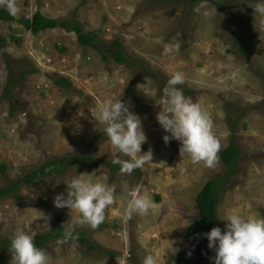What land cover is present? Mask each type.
<instances>
[{
  "label": "rangeland",
  "instance_id": "obj_1",
  "mask_svg": "<svg viewBox=\"0 0 264 264\" xmlns=\"http://www.w3.org/2000/svg\"><path fill=\"white\" fill-rule=\"evenodd\" d=\"M214 1L222 10L211 2L194 7L187 0L164 4L158 0H15L17 16L29 19L37 12L57 20L76 16L86 32L98 34L103 42L120 38L125 50L146 62L156 78L140 73L131 92L135 71L114 60L103 61L99 51L82 46L74 32L58 28L33 35L20 24L0 22L14 71L20 74L33 67L38 71L26 73L7 98L9 71L0 53V189L61 157L88 153L100 162L128 159L115 150L104 126L95 121L98 105L108 98L121 99L141 119L147 137L141 154L151 150L152 158L138 169L141 179L87 163L63 176L24 186L18 195L0 198V237L11 239L21 229L36 239L57 224L74 221L79 214L55 208L53 199L66 195L63 181L90 174L80 178L116 184L115 203L106 209L103 222L95 229L76 226V233H86L103 252L54 241L45 249L50 264H143L149 253L156 264H176V256L187 247V228L200 220L197 196L207 182L224 173L220 153L232 132L243 152L242 170L223 192L219 219L232 212L264 216V30L257 27L256 0ZM2 8L6 9L0 3ZM237 41L246 47L250 62L235 47ZM176 72L184 76L178 86L193 91L189 97L213 121L212 131L220 142L213 167L181 156L179 141L165 144L163 140L169 134L156 120L157 81H168ZM50 76L70 79L74 88H59ZM132 191L148 194L155 209L147 216L126 218L123 213ZM41 213L50 217L48 223ZM225 223L219 220L217 227L223 231ZM10 262L0 251V264Z\"/></svg>",
  "mask_w": 264,
  "mask_h": 264
},
{
  "label": "clouds",
  "instance_id": "obj_2",
  "mask_svg": "<svg viewBox=\"0 0 264 264\" xmlns=\"http://www.w3.org/2000/svg\"><path fill=\"white\" fill-rule=\"evenodd\" d=\"M10 15L18 11L15 0H0ZM255 13L260 18L257 27L264 30V0H256ZM184 76L180 72L173 74L160 93L157 105L160 111L156 120L165 135L163 140L180 142L181 156L188 157L193 163H203L213 167L218 159L220 142L213 134V121L206 109L198 102L186 97L181 88ZM95 121L104 126L110 144L118 153L128 159H113L114 165L120 166L121 173L131 174L142 168L151 150L141 154L142 145L147 137L143 131L141 119L133 114L129 107L119 100L105 99L98 105ZM90 174H81L63 181L66 195L59 194L53 199L57 209L68 208L79 215L74 221L62 225L63 235L60 243L74 242L77 225H86L95 229L105 219V211L115 203L116 184H104L92 179H82ZM156 205L151 197L137 191L130 193V199L123 215L131 219L134 215L147 216ZM48 223L50 217L41 213ZM220 221L226 222L224 230L213 227L204 234L208 248L214 250L213 264H264V216L245 217L237 212L226 214ZM10 264H50L46 250L38 248L31 234L17 229L10 240ZM143 264H156V257L149 253Z\"/></svg>",
  "mask_w": 264,
  "mask_h": 264
},
{
  "label": "trees",
  "instance_id": "obj_3",
  "mask_svg": "<svg viewBox=\"0 0 264 264\" xmlns=\"http://www.w3.org/2000/svg\"><path fill=\"white\" fill-rule=\"evenodd\" d=\"M160 4L164 2H172L175 0H158ZM194 7L200 2H211L222 10V6L214 0H187ZM0 22H13L20 24L28 32L33 35L46 30L64 29L68 32H74L77 35L79 43L84 47L94 48L99 51L103 61L109 62L114 60L119 65L130 67L135 71V80L131 88V92L135 90L138 80L141 78V74L145 76L156 78L155 75L149 71L146 66L147 63L130 55L124 48L123 42L120 38L115 39L113 42L107 44L99 39L98 34L93 32H86L83 25L76 19V16L70 20H57L44 16L41 12H37L32 18L26 19L17 15H10L9 12L2 8L0 9ZM7 41L0 35V53L5 59L7 69L9 71V80L6 87V97L16 88L21 85L25 80L26 73H37L36 68H30L24 70L20 74L14 71L12 66V60L6 51ZM16 43L20 44V40L17 39ZM235 47L238 48L239 52L250 62L249 54L246 47L240 42H235ZM59 50H64L60 48ZM141 73V74H140ZM54 84L64 90H72L74 85L70 79L64 77H51ZM158 80L159 92L166 85L167 80ZM182 89L184 95L189 97L194 94L191 90H184L182 86H177ZM136 99V98H135ZM138 101V99H136ZM230 141L228 146L220 153V159L224 165V173L222 176L207 182L199 193L196 199V203L200 212V220L191 224L185 232V240L187 247L183 249L176 256V264H213L212 262V251L208 248V240L204 237V234L209 232L213 227H217L219 221V207L222 200L224 190L232 183L233 178L241 173V158L243 155L242 149L238 142V138L235 132L230 135ZM90 146L86 149L89 150ZM126 159V158H123ZM113 160L97 161L92 158L88 153L79 154L71 157H61L53 161L47 162L44 166L37 170L28 172L23 178L17 180L14 183H8L4 188L0 189V198H7L12 195H18L24 186L35 184L47 178H53L63 176L70 168L74 166H83L87 163H92L97 167H105L112 174H127L121 173L120 166L114 165ZM3 172L6 171V166L2 167ZM137 179H141L143 174L138 170H134L131 174ZM63 235L62 225H55L49 232L42 234L36 239L34 243L38 248L46 249V247L54 242L60 241ZM10 240L0 237V251L3 254L4 261L11 258L9 252ZM75 243H79L84 247H88L90 251H97L102 253L103 250L96 247V245L88 238V235L84 232L75 233Z\"/></svg>",
  "mask_w": 264,
  "mask_h": 264
}]
</instances>
